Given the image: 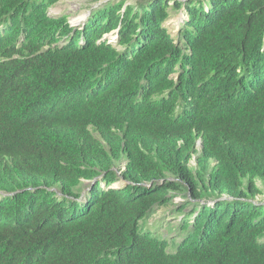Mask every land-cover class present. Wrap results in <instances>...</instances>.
<instances>
[{
  "label": "trees",
  "instance_id": "trees-1",
  "mask_svg": "<svg viewBox=\"0 0 264 264\" xmlns=\"http://www.w3.org/2000/svg\"><path fill=\"white\" fill-rule=\"evenodd\" d=\"M57 1L0 0V264H264V0Z\"/></svg>",
  "mask_w": 264,
  "mask_h": 264
},
{
  "label": "rangeland",
  "instance_id": "rangeland-1",
  "mask_svg": "<svg viewBox=\"0 0 264 264\" xmlns=\"http://www.w3.org/2000/svg\"><path fill=\"white\" fill-rule=\"evenodd\" d=\"M108 1L118 2L119 0H59L50 6L48 13L53 17L67 15L69 23L73 27L78 28L87 22V19L93 9L106 4ZM125 1L126 4H131L135 3L137 0ZM187 18L188 14L184 7L180 10L170 9V17L164 25L168 28L169 33L176 41L178 40L180 29ZM106 38L109 39L110 42L117 44L115 42L117 40L116 31L107 34ZM174 76H176V74H174ZM124 164L125 162H123L121 166L123 167ZM195 164L196 159L194 158L191 161V165L194 166ZM126 183L127 182L120 177L117 185L121 187ZM89 184V181L83 182L81 187V190L83 189L82 194L88 189L87 187ZM102 185L104 186L105 184L103 183ZM258 185L263 190V192L258 196V200L264 203V184L258 180ZM185 201L186 198L184 199L178 195L174 197L170 203L156 207L155 211L149 217H147L144 221H141L143 229L151 230L160 237L168 240L174 237L177 239L176 242L180 241L181 238L179 237V234L181 232L180 225L182 224V218L184 217V213L190 211L192 208L190 205H187L185 211H180L179 206Z\"/></svg>",
  "mask_w": 264,
  "mask_h": 264
},
{
  "label": "water",
  "instance_id": "water-1",
  "mask_svg": "<svg viewBox=\"0 0 264 264\" xmlns=\"http://www.w3.org/2000/svg\"><path fill=\"white\" fill-rule=\"evenodd\" d=\"M117 32H118V29L116 30V34H117ZM200 145H202V143ZM3 195H5V194H3Z\"/></svg>",
  "mask_w": 264,
  "mask_h": 264
},
{
  "label": "clouds",
  "instance_id": "clouds-1",
  "mask_svg": "<svg viewBox=\"0 0 264 264\" xmlns=\"http://www.w3.org/2000/svg\"><path fill=\"white\" fill-rule=\"evenodd\" d=\"M200 144H201V142L198 143L199 146H201ZM0 194H1V193H0Z\"/></svg>",
  "mask_w": 264,
  "mask_h": 264
}]
</instances>
